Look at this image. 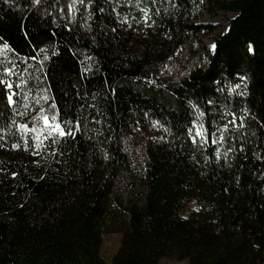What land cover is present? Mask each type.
<instances>
[{"label": "trees", "instance_id": "obj_1", "mask_svg": "<svg viewBox=\"0 0 264 264\" xmlns=\"http://www.w3.org/2000/svg\"><path fill=\"white\" fill-rule=\"evenodd\" d=\"M72 2L0 0V78L28 81L11 107L0 85V264H264V0ZM41 107L72 135L37 148Z\"/></svg>", "mask_w": 264, "mask_h": 264}, {"label": "snow or ice", "instance_id": "obj_2", "mask_svg": "<svg viewBox=\"0 0 264 264\" xmlns=\"http://www.w3.org/2000/svg\"><path fill=\"white\" fill-rule=\"evenodd\" d=\"M80 3H83V0H79ZM202 2V0H201ZM5 4H9V6L12 5V3H14V0H4ZM32 3H34L35 5H39L41 3V0H32ZM75 3L76 0H73L72 3H70L68 5V11L71 13L73 11H75ZM90 6V5H89ZM63 8H61V12H63ZM101 11H103V9H101ZM145 12V20H147L148 16H147V10H143ZM126 22V21H125ZM115 30V29H113ZM212 49L216 48V45H212L211 46ZM9 50L11 51L12 49L10 48V45L8 44H4L3 48L0 49V51L2 50ZM41 52L45 51V49L41 48L40 49ZM249 51H253V49L251 48V46L249 47ZM32 59H36L35 57H32ZM50 59V57L45 56L44 60H48ZM90 59V57H89ZM41 64H43V60L40 61ZM14 67H5L3 69V75L6 76H12L15 75L14 73ZM87 70V69H86ZM246 79V77H241V80ZM28 81L24 80L21 81V83L19 84H15L13 81L9 80V79H3L0 78V85L3 86L5 93H6V98H7V102H8V106H14L16 103V100L14 99V97L17 95L15 89L20 88L24 85H27ZM240 87L239 84H237L234 88L229 89V92H235L236 89H238ZM239 95H244L243 92L239 93ZM27 99V97H25ZM43 99L44 101L48 100L47 96H43L40 97L38 99H36V104L39 105L40 104V100ZM208 104H212L213 101L209 100L207 101ZM50 108L55 109L56 106L54 104H50L49 105ZM193 107L195 108L196 106L193 105ZM46 112V109L41 107L39 109V113L37 114V117L33 119V125L31 128H29V126L27 124H21L19 125V130H23V132L25 134L27 133H32L34 135V142L36 143V147L39 148L40 147V141H41V136H43L44 140H51L54 144L56 143V137H59L61 141H63V139L67 136H71L72 135V130L69 129L68 131H65V127L67 125H69L71 122L69 121H65L63 123H61L58 119V115H53V116H48L46 114H43ZM43 114V115H42ZM198 115L200 117H202L204 115L203 112H199ZM233 117H235V113H232ZM241 121L243 120V117L240 118ZM37 120H40L43 126V129H38L37 127ZM157 124H159V121L156 122ZM229 123L233 124V126L235 127H244L243 123L237 124L236 119H233L231 121H229ZM81 126V121L79 119L76 120L75 122V128L78 130ZM193 129H195V131H193ZM43 130H47V134H44ZM165 131H167V129H164ZM224 130H227V124L224 125ZM40 132V135H35L37 132ZM219 131V129H218ZM188 134L189 137L192 141L193 144L197 143V140L199 139L201 143H208L209 140V136L206 130V125L204 124H198L196 120L192 121V127L188 129ZM25 140H27V136L25 135ZM224 140V136L223 134H221L217 139H212L211 143L216 144V143H220L221 141ZM13 147H19L18 144L13 145ZM55 155V153H53ZM217 156H219V153H217ZM107 158V156L105 157ZM14 176L16 175L15 173L13 174Z\"/></svg>", "mask_w": 264, "mask_h": 264}, {"label": "rangeland", "instance_id": "obj_3", "mask_svg": "<svg viewBox=\"0 0 264 264\" xmlns=\"http://www.w3.org/2000/svg\"><path fill=\"white\" fill-rule=\"evenodd\" d=\"M236 16V13L234 12H224L219 9H215L212 12L205 13L200 19H198V22L203 25L211 26L212 32H207L204 34H201V37L204 39V44L209 49H212V45H214V38L216 35L225 32L229 28V23L232 18ZM198 124H201L199 121H197ZM44 140V139H43ZM48 150V144L44 143L43 145ZM35 150L36 147H35ZM37 153H39L37 151ZM121 238V235L119 234H106L104 237L102 252L105 256L106 260L110 262V260L113 257V254L116 253V250H118L119 240ZM159 264H187L186 260H180L177 258H163Z\"/></svg>", "mask_w": 264, "mask_h": 264}]
</instances>
